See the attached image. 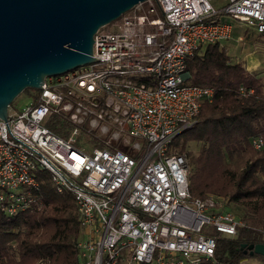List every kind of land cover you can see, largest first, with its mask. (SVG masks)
<instances>
[{"label":"built area","instance_id":"obj_1","mask_svg":"<svg viewBox=\"0 0 264 264\" xmlns=\"http://www.w3.org/2000/svg\"><path fill=\"white\" fill-rule=\"evenodd\" d=\"M147 0L94 35V62L45 78L36 99L0 120V209L40 204L47 174L75 200L77 264H198L210 231L242 221L223 198L193 197L187 151L174 138L196 121L211 87L186 84V60L224 43L233 22L264 36V0ZM188 74V76H187ZM64 115L104 146H76L45 125ZM263 141L252 139L259 149ZM121 147L129 148L124 152Z\"/></svg>","mask_w":264,"mask_h":264},{"label":"trees","instance_id":"obj_2","mask_svg":"<svg viewBox=\"0 0 264 264\" xmlns=\"http://www.w3.org/2000/svg\"><path fill=\"white\" fill-rule=\"evenodd\" d=\"M186 65V84L214 91L211 102L202 103L195 123L173 140L178 151L197 147L187 151L189 192L202 199H225L242 221L234 235L206 233L215 239L214 255L198 264H264V255L241 248L264 243V80L234 61L220 43L196 51ZM33 90L21 94L36 99ZM15 101L10 108H15ZM45 125L63 139L72 137L76 146H104L84 129L72 135L74 125L64 115L52 114ZM255 137L263 141L259 149L252 144ZM42 175L40 204L15 215L0 209V264L78 263L81 227L74 197L69 191L57 193L48 175Z\"/></svg>","mask_w":264,"mask_h":264},{"label":"water","instance_id":"obj_3","mask_svg":"<svg viewBox=\"0 0 264 264\" xmlns=\"http://www.w3.org/2000/svg\"><path fill=\"white\" fill-rule=\"evenodd\" d=\"M145 1L0 0V120L24 89L94 62L98 29ZM244 247L264 255V243Z\"/></svg>","mask_w":264,"mask_h":264},{"label":"rangeland","instance_id":"obj_4","mask_svg":"<svg viewBox=\"0 0 264 264\" xmlns=\"http://www.w3.org/2000/svg\"><path fill=\"white\" fill-rule=\"evenodd\" d=\"M226 0H214L212 2L213 5L215 3H222L225 4ZM233 28H232V36L230 40L235 43V45L238 46V50H234L232 53L235 60H240V62L243 64V66L248 70L257 71L259 73V76L264 80V36H259L257 34H254L253 31L244 28L240 23L233 22ZM246 29L245 33L246 36L243 35L242 40L239 42L237 38V34H240ZM248 30V31H247ZM253 32V33H252ZM226 48V47H225ZM227 49V48H226ZM228 50V49H227ZM226 50V51H227ZM229 53V51H227ZM231 54V52H230ZM35 92H38V90H33ZM15 101V110L21 109L24 106L30 104L31 97L20 94L17 96ZM9 111L13 110V108H8ZM191 149L193 151L197 150L196 145L192 144L188 147V150ZM187 150V151H188ZM232 207V206H231ZM230 207V208H231Z\"/></svg>","mask_w":264,"mask_h":264},{"label":"crops","instance_id":"obj_5","mask_svg":"<svg viewBox=\"0 0 264 264\" xmlns=\"http://www.w3.org/2000/svg\"><path fill=\"white\" fill-rule=\"evenodd\" d=\"M245 31H246V29L243 31V32H241L240 34H237V40L240 42L241 40H242V36L243 35H245L246 36V33H245ZM248 31V30H247ZM253 33V32H252ZM254 34H256V33H254ZM232 36V35H231ZM231 38V37H230ZM230 38L227 40V41H225L224 43H222V45L224 46V47H226L225 49L227 50V51H229V53L227 52V54L231 57V58H234L233 56V52H234V50H238V46L237 45H235V43H233L231 40H230ZM232 39V38H231ZM230 52H231V54H230ZM234 59H236V58H234ZM241 60V59H240ZM240 60L238 61V60H235L236 62H240ZM241 63V62H240ZM242 64V63H241ZM243 65V64H242ZM248 70V69H247ZM250 71V70H249ZM251 71H253V70H251Z\"/></svg>","mask_w":264,"mask_h":264}]
</instances>
